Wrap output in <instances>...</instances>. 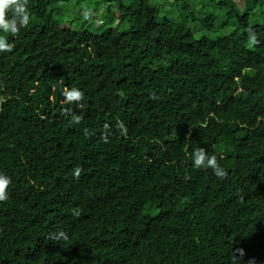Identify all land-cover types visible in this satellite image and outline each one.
I'll use <instances>...</instances> for the list:
<instances>
[{"label": "trees", "instance_id": "trees-1", "mask_svg": "<svg viewBox=\"0 0 264 264\" xmlns=\"http://www.w3.org/2000/svg\"><path fill=\"white\" fill-rule=\"evenodd\" d=\"M243 1L26 0L0 53V264H264V0ZM99 8L98 32L62 27Z\"/></svg>", "mask_w": 264, "mask_h": 264}, {"label": "clouds", "instance_id": "clouds-1", "mask_svg": "<svg viewBox=\"0 0 264 264\" xmlns=\"http://www.w3.org/2000/svg\"><path fill=\"white\" fill-rule=\"evenodd\" d=\"M11 13V15H9ZM29 13L27 11L26 0H0V53L11 52L15 47L14 43L9 41L7 34H17L20 30L26 27L29 23ZM248 40L251 44H256L257 37L252 29H249ZM64 101L67 104L77 103L83 101L84 92L78 87L66 88L62 93ZM65 111H69L65 109ZM72 122L79 123L82 119L81 116L73 114ZM121 134L127 133V128L121 122L120 124ZM87 135V129L84 130ZM192 163L196 168L212 169L214 174L223 176L224 170L218 163L216 154H209L204 147H200L192 154ZM79 171V170H77ZM12 182V178L4 173L0 172V201H6L9 199V185ZM78 214V213H77ZM242 254V250H240ZM237 257L233 256V264Z\"/></svg>", "mask_w": 264, "mask_h": 264}, {"label": "rangeland", "instance_id": "rangeland-1", "mask_svg": "<svg viewBox=\"0 0 264 264\" xmlns=\"http://www.w3.org/2000/svg\"><path fill=\"white\" fill-rule=\"evenodd\" d=\"M237 6H238V10L239 13H243L244 11V1L243 0H235ZM172 1H168L167 3H165L163 5V7L160 10V14H164L166 12H168L170 10V8L172 7ZM76 4V3H75ZM79 9V5L76 4V6L73 8V10L77 11ZM113 11V9H111ZM89 11V10H87ZM90 12V16L91 18L89 19L90 21L86 20L85 15L82 16L80 19H74V13L73 11H71L70 16L67 17V21L62 25V27H65L69 30H73V31H80L82 29H87L88 31H95L98 32L100 29V25H98L97 22H101L103 19V12L104 9L103 8H99L97 10H92L89 11ZM93 13V15H92ZM259 22H264L263 19H259ZM120 27V22L118 20V15H116V18L112 21V23L110 24V28H112L113 30H118Z\"/></svg>", "mask_w": 264, "mask_h": 264}]
</instances>
